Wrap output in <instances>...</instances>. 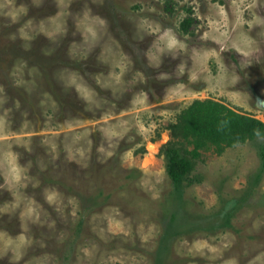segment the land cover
<instances>
[{"label": "rangeland", "instance_id": "1", "mask_svg": "<svg viewBox=\"0 0 264 264\" xmlns=\"http://www.w3.org/2000/svg\"><path fill=\"white\" fill-rule=\"evenodd\" d=\"M170 1L0 0V264H264V139L164 154L195 100L264 122V0Z\"/></svg>", "mask_w": 264, "mask_h": 264}, {"label": "trees", "instance_id": "2", "mask_svg": "<svg viewBox=\"0 0 264 264\" xmlns=\"http://www.w3.org/2000/svg\"><path fill=\"white\" fill-rule=\"evenodd\" d=\"M165 4L167 13L173 14V2L166 0ZM193 22L191 16L183 19L181 30L190 33ZM169 130L172 139L164 154L168 176L177 188L194 170L202 151L212 149L222 155L229 147L264 139V122L213 99L195 100ZM262 151L264 161V148Z\"/></svg>", "mask_w": 264, "mask_h": 264}]
</instances>
